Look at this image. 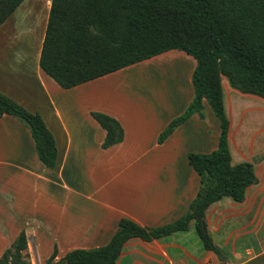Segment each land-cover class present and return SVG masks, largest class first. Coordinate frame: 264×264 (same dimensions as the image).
<instances>
[{
    "label": "crops",
    "instance_id": "0c3cea01",
    "mask_svg": "<svg viewBox=\"0 0 264 264\" xmlns=\"http://www.w3.org/2000/svg\"><path fill=\"white\" fill-rule=\"evenodd\" d=\"M26 1L0 25V92L40 114L54 136L57 157L55 168H46L36 156L28 129L10 115L0 118V174L4 181L0 207L11 210L15 228L7 237L0 231L4 237L0 246L12 241L21 229L28 240L34 228L38 263L46 264L54 245L56 261L71 249L106 244L121 217L149 228L178 219L200 185L187 154L213 151L220 133L218 119L204 103V118L192 114L158 142L162 130L193 98L194 58L171 49L63 89L39 67L45 28L33 34L36 19L35 25H27L29 33L15 40L16 44L12 42L14 48L8 47V40L17 39L14 26ZM44 1L45 22L50 0ZM15 19L10 31L2 29ZM145 64L135 71L161 79L157 88L149 94L122 88L123 74ZM221 85L231 163L251 162L257 181L247 187L242 202L222 197L206 208L207 231L220 254L203 246L191 222L187 230L150 241L128 239L117 264H264V209L251 201L264 197V99L232 88L225 77ZM91 111L118 120L124 131L122 141L102 148L105 130ZM17 209H51V213L43 211L34 218L21 215L19 221ZM43 237L49 246L42 252Z\"/></svg>",
    "mask_w": 264,
    "mask_h": 264
},
{
    "label": "trees",
    "instance_id": "16d2710c",
    "mask_svg": "<svg viewBox=\"0 0 264 264\" xmlns=\"http://www.w3.org/2000/svg\"><path fill=\"white\" fill-rule=\"evenodd\" d=\"M23 1L0 0V25ZM171 49L195 60L193 98L162 130L158 142L192 114L204 118V103L220 125L216 149L187 154L200 183L188 210L170 223L150 228L121 217L106 244L71 249L56 261L54 245L46 264H117L128 239L150 241L187 230L191 222L203 246L220 254L207 231L206 208L222 197L242 202L247 187L257 181L251 162L231 163L221 79L225 77L242 93L264 99V0H50L38 64L56 84L68 89ZM90 114L105 130L102 148L122 141L124 131L118 120L100 111ZM3 115L28 129L38 160L54 169L55 139L40 114L0 92V118ZM27 247L21 229L2 251L0 264H31Z\"/></svg>",
    "mask_w": 264,
    "mask_h": 264
},
{
    "label": "rangeland",
    "instance_id": "374dc122",
    "mask_svg": "<svg viewBox=\"0 0 264 264\" xmlns=\"http://www.w3.org/2000/svg\"><path fill=\"white\" fill-rule=\"evenodd\" d=\"M44 2H45L44 0H27L26 1V4H25L26 6L23 7V12H22L21 18L18 21V24H15V26H14L15 30L13 31V33H14L13 35L17 34V36H16L17 39H14L13 41L11 39V41L10 40L7 41L8 47L10 49L12 47L14 48V44H16L15 40L18 42L19 40H22L24 38V36L29 33L28 32L29 28L27 27V25H32V24L35 25L34 19H36V21H37V27H36L35 31L33 32V34L34 33H40L41 28H43V27L45 28L46 21L44 22V13H45ZM18 11L19 10H16V12H15V14H13V16L16 15L18 13ZM48 11H49V8H48ZM47 16H48V12H47ZM47 16H46V20H47ZM15 21H16V19L14 21L9 20L7 22V24L2 29L10 31L11 28H13V27H10L9 25L13 24ZM30 31H31V29H30ZM15 50H17V49H12L13 52H15ZM148 64H152V63H148ZM145 66H146V64L142 65L140 67L131 69L127 74L126 73L123 74V76H124L123 80L125 82H124V85L122 88H125V90H127V91H131V93H137V94H149V92L154 91L153 89L157 88L158 81L159 80L161 81V79H158V81H157L154 78H150V76H148L145 73L135 71L138 69H139V71H141L142 68ZM16 121H18V120H16ZM18 123H20V122H18ZM20 125L22 127H24V129L27 130V128L22 123H20ZM0 193L1 194L4 193L3 174H0ZM251 201H253L254 204L261 206V208L264 209V197H261V196L256 197V198L252 197ZM21 210L24 213H21ZM10 211H11L10 209H4V207H0V231L4 230L6 232V234L4 233L5 234L4 237H7L9 234L12 235L14 233V230H15V228L13 226L14 224L11 223V221H10ZM17 211L19 212V214L17 216H15L13 214L17 220L22 218L21 215L32 216L34 218V216L39 215V213H42L43 211H45L46 213H51V209H17ZM19 225H20V223H19ZM30 231L31 232H30L29 237H28V247H27L28 259L31 262V264H39L38 258H37L38 255H37V251H36V248L38 249V247H35V244H37L36 236H35L36 231L34 228L31 229ZM261 234H263L262 237L264 238V230H261ZM4 237H3V234H2V236H0V239L2 238V240H0V242L4 241ZM47 237L49 238V241L51 244V239H50L51 237H49V235H47ZM40 239L42 240L40 251L43 252V251L47 250V248L49 246V241L45 237L40 238ZM250 240H251V238H250ZM11 242L12 241L0 246V251L4 250Z\"/></svg>",
    "mask_w": 264,
    "mask_h": 264
}]
</instances>
